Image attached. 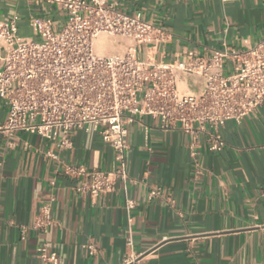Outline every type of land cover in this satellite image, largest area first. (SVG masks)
Here are the masks:
<instances>
[{
	"label": "crops",
	"instance_id": "obj_1",
	"mask_svg": "<svg viewBox=\"0 0 264 264\" xmlns=\"http://www.w3.org/2000/svg\"><path fill=\"white\" fill-rule=\"evenodd\" d=\"M102 1L167 34L154 46H136L144 60L209 57L264 39V0ZM14 16L18 35L32 38V18L49 20L55 31L68 19L46 0H0V20ZM105 41L103 55L121 53L117 43L131 44L119 36ZM202 85L195 75L177 78L181 93H198ZM6 111L0 98V123ZM220 133L225 145L219 152L208 151L199 134L198 173L189 135L163 130L148 116L135 119L127 126V191L118 182L113 191L91 198L76 191L82 178L64 174L62 164L114 168V151L97 132L75 130L71 148H58L60 134L48 139L0 131V264H52L37 256L43 243L57 254V264H121L130 253H142L139 264H264V103L239 123L226 121ZM157 187L162 196L148 198ZM126 198L135 203L130 213ZM48 203L52 224L46 232L32 228ZM129 216L132 246L125 241Z\"/></svg>",
	"mask_w": 264,
	"mask_h": 264
},
{
	"label": "built area",
	"instance_id": "obj_2",
	"mask_svg": "<svg viewBox=\"0 0 264 264\" xmlns=\"http://www.w3.org/2000/svg\"><path fill=\"white\" fill-rule=\"evenodd\" d=\"M58 5L68 19L55 31L49 20L32 18L30 28L41 38L18 35L17 18L0 20V98L7 107L0 131H18L52 138L56 147L71 148L75 130L97 132L114 151L112 169H86L62 164L64 174L82 178L77 192L96 198L114 190L124 192L130 182L125 151L127 126L148 116L158 119L163 130L179 129L191 137L190 157L199 173L198 138L206 148L219 152L225 142L220 128L236 123L264 103V39L252 47L215 50L209 57L151 61L137 55L136 46L156 45L167 39L159 26L139 16L125 14L102 0H46ZM119 36L131 42L125 52L103 55L95 47L99 35ZM179 74L202 78L198 93H181ZM47 156H53L51 151ZM159 187L148 198L161 197ZM54 198L52 197L50 202ZM134 200L125 199L128 213ZM50 203L41 207L31 224L46 232L52 224ZM132 218L128 217L125 241L132 246ZM89 254L97 250L87 245ZM142 253H130L121 264H139ZM44 262L57 264L58 256L46 243L37 248Z\"/></svg>",
	"mask_w": 264,
	"mask_h": 264
},
{
	"label": "bare ground",
	"instance_id": "obj_3",
	"mask_svg": "<svg viewBox=\"0 0 264 264\" xmlns=\"http://www.w3.org/2000/svg\"><path fill=\"white\" fill-rule=\"evenodd\" d=\"M107 38V35L101 34L99 37L95 40L97 42V51L99 54H102L103 51L109 44L105 41ZM111 46V45H110Z\"/></svg>",
	"mask_w": 264,
	"mask_h": 264
},
{
	"label": "rangeland",
	"instance_id": "obj_4",
	"mask_svg": "<svg viewBox=\"0 0 264 264\" xmlns=\"http://www.w3.org/2000/svg\"><path fill=\"white\" fill-rule=\"evenodd\" d=\"M33 37H34V39L37 40V41H40V40H41V38H40V36H39L38 34H34ZM117 45H118L119 47H121V53L125 52V50H126V45H125V44L117 43ZM119 54H120V53H119Z\"/></svg>",
	"mask_w": 264,
	"mask_h": 264
}]
</instances>
